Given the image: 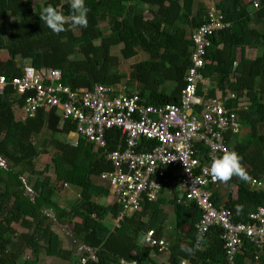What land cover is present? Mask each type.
<instances>
[{
	"label": "trees",
	"instance_id": "16d2710c",
	"mask_svg": "<svg viewBox=\"0 0 264 264\" xmlns=\"http://www.w3.org/2000/svg\"><path fill=\"white\" fill-rule=\"evenodd\" d=\"M38 1L0 0V25L2 21L5 23V28L0 29V76L19 77L27 66L35 70L53 69L61 71L62 84L72 92L89 91L95 84L125 85L135 88L147 106L178 104L190 67V36L205 23L204 7L195 9L194 0H85L90 8L87 28L56 35L39 15L45 6L52 4L58 10L65 6L68 16L69 0H45L42 4ZM254 2L221 0L218 3L216 8L223 22L230 26L212 39L208 65L203 71L210 97L216 89L223 92L230 89L239 94L246 92L251 101L249 110L241 116L246 137L233 138L230 144V150L243 157L248 179L234 176L229 180L227 200L219 193L211 196V202L229 209L236 222L247 221L248 215L264 202V193L249 187L251 180L264 183V0L258 2V10L252 11ZM145 14L151 18H145ZM116 47H121L119 54L123 61L144 53L149 66L136 68L127 76L121 74L119 58L111 55V49ZM248 50L261 51V55L250 60ZM2 53L7 55L6 61L1 60ZM230 77L235 79L232 84ZM12 95L11 90L0 95V162L4 163V168L0 167V225L6 231L0 232V264H19L23 253L37 257L42 251L63 264H76L73 254L80 247L95 251L98 261L90 264H132V261L156 264L137 239L148 229H154L157 238L162 236L161 209L144 203L140 212L124 217L123 230H110L103 220L116 218L120 207L93 201L94 193L102 200L109 195L96 181L112 171L105 156L118 148L120 133L108 134L105 148L98 151L83 139H77L76 146L60 142L57 136H67L73 130L69 122L44 111L24 122L16 121L13 106H21L22 99ZM44 129L51 135L47 143L54 152L51 165L59 161L63 166L53 169L56 182L79 191L78 200L69 209L54 203L55 191L49 178L31 196L22 181L25 173L33 172L34 161L45 154L46 148L39 150L36 141ZM3 134L9 138L8 144ZM170 204L176 228L185 222L190 224L185 246L194 247V224L200 219L198 207L193 203ZM147 217L150 222L144 225L143 219ZM14 223L25 232L18 233L12 227ZM57 224L71 227L68 249L62 247L52 229ZM221 234L220 227H212L193 255L181 251L179 240H172L168 264H180L181 260L189 264H230ZM152 251L159 255L157 248ZM258 253L257 247L247 243L235 264H264V255L254 262Z\"/></svg>",
	"mask_w": 264,
	"mask_h": 264
},
{
	"label": "built area",
	"instance_id": "2783aa9c",
	"mask_svg": "<svg viewBox=\"0 0 264 264\" xmlns=\"http://www.w3.org/2000/svg\"><path fill=\"white\" fill-rule=\"evenodd\" d=\"M252 7V11L258 10L259 3ZM229 26L219 10L207 9L205 23L190 36V67L178 104L147 106L137 90L127 87L95 84L89 91L72 92L62 84L61 71L30 66L23 67L19 77L0 76V95L11 90L13 97L22 99L21 106H13L19 121L44 111L69 122L73 130L68 137L76 139L74 146L77 139H83L93 144L94 151L102 150L108 134L120 133L118 148L105 156L112 171L99 177L110 205L120 207L113 219L115 228L122 227L126 215L140 212L144 203L155 205L170 177H176L183 203H193L200 211V219L194 224L196 240L198 236L203 239L212 227H220L226 259L235 264L247 243L264 252V202L245 222L234 221L229 209L211 202L210 189L217 183L211 177L210 165L230 150L233 138L246 136L241 116L251 106L246 92L216 89L213 97L208 94L203 75L208 50L212 39ZM229 82L234 83V77ZM0 167L4 168L3 162ZM249 187L264 193L260 180H251ZM26 192L32 195L28 188ZM141 245L162 251L168 244L155 236L154 229H148L141 236ZM85 253L79 254L76 264L98 261L94 250L88 248Z\"/></svg>",
	"mask_w": 264,
	"mask_h": 264
},
{
	"label": "rangeland",
	"instance_id": "374dc122",
	"mask_svg": "<svg viewBox=\"0 0 264 264\" xmlns=\"http://www.w3.org/2000/svg\"><path fill=\"white\" fill-rule=\"evenodd\" d=\"M221 0H194V8L196 9L198 6L204 7L205 12L207 11V9L209 7H216L218 5V3ZM251 1H257L259 2L260 0H245V2H251ZM43 2H45V0H39L38 3L42 4ZM37 4V2L35 3ZM59 10H62L63 13L66 15L67 14V10L65 6H61L59 8ZM145 18L150 19L151 16L149 14H145ZM6 20V18H5ZM5 28V23L4 21H2V25H0V29H4ZM98 43V42H97ZM97 43H95L97 45ZM121 47H116L111 49V55L115 56L117 58H119L120 60V65H119V72L121 74H124L125 76L129 75V73L136 69V68H146L149 66L148 64V58L144 53L139 52L138 55L129 60V61H123L119 51H120ZM261 55V51H256V50H248L247 51V57L250 60H254L256 58H258ZM1 60L2 61H6L7 60V55L5 53L1 54ZM119 87H125V85H120ZM168 90H171V87L169 85H167L166 87ZM129 89V88H128ZM132 90H136L135 88H132ZM15 119L16 120H20V115L15 112ZM4 142L6 144L9 143V138L6 137L4 134ZM51 138L50 133L44 129L40 135H38L36 137V141H37V147L39 150H44V148H46L45 154H42L41 156H39L35 161H34V170L31 173H25L22 177V181L23 184L26 188H28L29 190H31L32 193H36L40 186L41 183L44 179L49 178L52 182V185L54 186V191H55V195H54V203L56 205H58L61 208H65V209H69L70 207L74 206L76 201L79 198V192L78 189H73L70 188L69 186L65 187L63 183L61 182H56L55 180V176L53 173V169H62L63 166L62 164L57 161L55 163V165H51V157L53 155V150L47 146V143L49 142ZM57 140H59L60 142L63 143H67V144H74L76 142V139L74 138H70V137H63V136H57L56 137ZM45 143V147H42V144ZM96 184H99L98 181H96ZM220 187L218 188V191H220L221 194L225 195L227 193V184L226 183H219ZM169 189L172 188V186L170 185L168 187ZM217 190V189H216ZM168 192V191H167ZM34 196V195H33ZM226 198V196H225ZM93 201L95 203H99L100 202V198L98 197V195L96 193L93 194ZM104 203V202H103ZM105 203H109V200L106 199ZM164 211L167 213V215H169L168 217V221L166 222V228L167 227H172L173 226V222L171 219L172 216V206L171 205H164ZM108 220H104L105 223H107V226H111L110 222H109V218H107ZM75 222H79V219H75ZM12 227L19 233V232H25V230L19 225L14 223L12 225ZM53 231L55 232V234L57 235V237L60 239L61 243H62V247L65 249H68L71 247V242H70V233H71V227H61L58 224L57 225H53L52 226ZM4 230V225H0V232L3 233ZM6 232V231H5ZM174 233V230H170L167 234L168 235H164L163 237L167 240V242L169 243L172 239V235ZM85 251L84 248H78L77 251L73 254L74 255V259H77L79 257V254H82ZM150 252V250H149ZM168 257V253H163L160 256H155V258L160 261V262H165L167 260ZM36 260V261H35ZM19 264H63L61 263L60 260L54 258V257H49L46 256L44 254V252L42 251L37 257H35L32 253L30 252H25L21 255L20 259H19ZM241 264H243V262H240ZM248 264V263H246Z\"/></svg>",
	"mask_w": 264,
	"mask_h": 264
},
{
	"label": "clouds",
	"instance_id": "9594fccd",
	"mask_svg": "<svg viewBox=\"0 0 264 264\" xmlns=\"http://www.w3.org/2000/svg\"><path fill=\"white\" fill-rule=\"evenodd\" d=\"M69 2L70 15L68 16H65L62 10H58L52 4L45 6L39 15L41 21L56 35L88 26L90 8L86 5L85 0H69ZM242 161L243 157L234 149L225 150L223 155L215 158L210 165L212 179L223 183H227L234 176L241 180H247V172ZM237 210L239 211V206H237ZM201 239L198 236L194 247L182 246L181 251L193 255L199 249ZM132 264H136V261H132Z\"/></svg>",
	"mask_w": 264,
	"mask_h": 264
},
{
	"label": "crops",
	"instance_id": "0c3cea01",
	"mask_svg": "<svg viewBox=\"0 0 264 264\" xmlns=\"http://www.w3.org/2000/svg\"><path fill=\"white\" fill-rule=\"evenodd\" d=\"M216 8V7H215ZM217 9V8H216ZM218 10V9H217ZM193 33V32H192ZM192 33H191V35H192ZM257 52H258V50H256ZM147 68V67H146ZM13 112L15 113V111L13 110ZM15 116V115H14ZM16 121H18V120H16ZM69 135V134H68ZM68 135L67 136H64V137H68ZM246 136H244V137H237L239 140H243L244 138H245ZM236 138V137H235ZM69 145H72V146H74V144H69ZM174 177V176H173ZM171 178V180H170V182L168 183V184H166L165 186H164V188H163V190H162V192H161V196H160V198H159V200H158V202L155 204V206H158V209H161V211H162V214H161V216H160V221H161V223H162V236L161 237H159V238H163L166 242H167V240L163 237L164 235H168L167 233L172 229V230H174V233H173V237H172V239H171V241L168 243L167 242V249L166 250H162V251H158L159 252V255L158 254H154L153 253V251H152V249H148V248H145L143 245H141V236H142V234L145 232V231H142L140 234H139V236H138V241H137V243H138V245L139 246H141V247H144V249L146 250V252H147V254H148V256H150L151 258H152V260L156 263V264H168V261H169V259H170V255H171V253H170V245L173 243V242H175L176 240H179L180 242V246L182 247V246H185L186 245V242H185V237L187 236V234H188V232H189V230H190V224L189 223H187V222H185V223H183L179 228H176V226H175V219H174V212H173V207H172V216H171V219H172V224H173V226L172 227H167L166 228V222L168 221L167 219H168V217H169V215H167V213L164 211V205H171L170 203L171 202H175L177 205H186V203H183V193L179 190V188H178V185H177V180H176V177L174 178V179H172V177H170ZM216 183L217 184H215L214 186H212L211 187V193L212 194H215V193H219L221 196H222V199H224V200H227V196H226V194L225 195H223V194H221L220 193V191H218V188L220 187V184L219 183H221V182H219V181H216ZM66 185V184H65ZM172 186V188H168L169 186ZM99 186L100 187H102L101 185H100V182H99ZM70 187V186H69ZM68 188V187H67ZM70 188H73V187H70ZM73 189H76L77 190V188H73ZM217 189V190H216ZM168 191V192H167ZM79 192V191H78ZM109 196V195H108ZM225 196H226V198H225ZM106 199H108L109 200V203H108V205H110V198L109 197H107V198H105V199H100V202L99 203H102V204H104V205H107V203H105V200ZM160 201H163V204H161L160 203ZM104 202V203H103ZM172 206V205H171ZM219 206H222V207H224L223 205H219ZM105 220H108V219H105ZM109 222H110V225L111 226H107V223H105L104 222V220H103V224L107 227V228H109L110 230H113L115 227H114V225H113V219H109ZM150 221H149V218L147 217V218H144L143 219V223H144V225H146V224H148ZM115 229H117V228H115ZM124 229V227H121L119 230H123ZM176 239V240H175ZM172 240H174L173 242H172ZM81 248V247H80ZM149 250H150V252H149ZM168 253V257H167V260H166V263L165 262H160V261H158L156 258H155V256L157 257V256H160V255H162L163 253ZM261 255H264V252H260L259 251V253H258V256L256 257V259L254 260V262H257L258 261V259H259V257L261 256ZM181 261H185L186 262V264H189L186 260H181ZM237 263V262H236ZM243 264H246L245 262H243ZM248 264H249V262H248Z\"/></svg>",
	"mask_w": 264,
	"mask_h": 264
}]
</instances>
